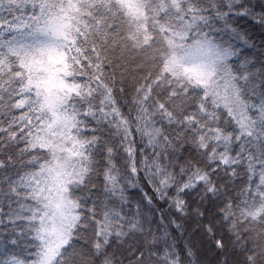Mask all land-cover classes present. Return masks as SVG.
Instances as JSON below:
<instances>
[{
	"label": "snow or ice",
	"instance_id": "6c2138e0",
	"mask_svg": "<svg viewBox=\"0 0 264 264\" xmlns=\"http://www.w3.org/2000/svg\"><path fill=\"white\" fill-rule=\"evenodd\" d=\"M0 264H264V0H0Z\"/></svg>",
	"mask_w": 264,
	"mask_h": 264
}]
</instances>
